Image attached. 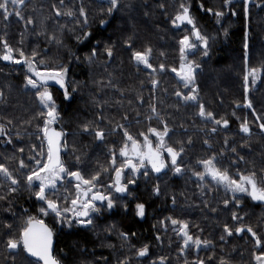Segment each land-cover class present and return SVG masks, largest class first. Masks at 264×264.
<instances>
[{"label":"trees","instance_id":"trees-1","mask_svg":"<svg viewBox=\"0 0 264 264\" xmlns=\"http://www.w3.org/2000/svg\"><path fill=\"white\" fill-rule=\"evenodd\" d=\"M109 1L25 0L8 5L7 19L0 10V57L5 42L13 49L11 64L0 59V165L17 180L12 184L0 173V264H23L25 258L7 242L20 239L29 218L45 220L36 195L40 182L29 183L27 177L47 161L43 129L49 108L39 99L44 87L27 83L28 61L35 69L66 74L63 90H49L59 110L56 127L64 136L62 165L68 175L78 172L85 180L110 183L123 167L119 153L125 133L142 142L153 129L160 134L167 129L166 148L181 155L182 179L164 176L156 190L139 196L149 216L187 225L203 248L179 254L175 236L172 253V241L154 244L152 226L133 220L138 237L127 243L128 264H258L256 256L264 255V204L244 192L225 194L209 182L204 189L188 175L200 173L199 163L217 156L220 172L236 180L254 174L264 187V0H117L115 7ZM184 7L205 48L190 27L174 29ZM185 38L193 45L187 53L181 51ZM148 50L150 67L134 58ZM184 63L191 65L192 87L178 77ZM194 88L195 99H186ZM217 120L233 127L221 130ZM245 122L248 133L241 130ZM66 186L60 203H70L76 193L71 183ZM47 198L56 201L51 192ZM160 220L157 229L163 233ZM241 227L245 231L237 233ZM247 228L256 233L259 246ZM102 242L95 245L88 229L60 234L55 258L61 264H100L92 262L91 251ZM143 248L148 253L138 258Z\"/></svg>","mask_w":264,"mask_h":264},{"label":"flooded vegetation","instance_id":"flooded-vegetation-1","mask_svg":"<svg viewBox=\"0 0 264 264\" xmlns=\"http://www.w3.org/2000/svg\"><path fill=\"white\" fill-rule=\"evenodd\" d=\"M189 66L191 67V65ZM192 75H193V71H192ZM192 85L193 82L191 84L187 83L188 87H192ZM194 93H195L194 91L191 92L188 97H193ZM58 111H59L58 109L55 110L56 119L53 123L50 124L49 128L56 127V121L59 118L57 115ZM145 137H147L150 140L154 149L162 152V161L166 164V171L162 174H159L158 176L155 175L154 170L151 169L146 162L143 161V166L140 165L141 156L144 151ZM137 144L140 146V149L138 151L141 155H137L132 150V141L128 140L127 138L125 144L127 145V156L122 157L121 151L119 153L121 160H123V167L121 166L117 168L110 183L105 184L102 180L96 179L92 181V184L85 185L81 181L77 180L74 176L68 175L66 172H64V173H60L61 178L55 181V188H51V187L46 188L45 190L46 198H47V193L51 192V197L56 200V201L53 200L51 201H53L57 205L58 210L60 211V216L58 217L55 212L49 211L46 201L41 200V202L45 207V211H44L45 220H37V219L34 220L42 221L51 228L53 232V239L55 240V249L53 253L54 257H55V250L57 248L58 235L60 234L72 235L80 230L88 229L90 238L92 239L93 243L95 245H98L99 240L101 239L103 240L102 244L104 245L101 248L97 247L91 251L93 263L128 264L127 255L129 253L127 252V248H126L127 243L130 241H134V239L138 237L137 236L138 234L133 229V220H137L140 223L144 222L146 226H152L151 230H153L154 232L152 242L154 244H157L159 242H161L162 244L165 241H172L171 243H169L172 253H174L173 240L175 239V236H177L176 239L177 242L180 243V249L178 251L179 254H183L184 256H186L187 254H189L190 250L199 252V250L203 248L202 243H200V245H196L193 242H189L188 245L185 246L184 241L186 238L182 234V231H186L188 235L191 236L188 230L182 229V225L178 223L173 224L172 223L173 219H171L169 216L165 218H158L153 213L150 214L149 216L147 206L139 196V193L142 191H147V190L150 191L154 189L156 190L158 184H160L165 179L164 176H168L170 181L182 179L185 175L184 173L186 172L184 170H181L179 167L181 155L177 154L176 163L173 164L172 156L168 153L167 148L165 146L164 135H163V143L161 144L160 137H158L153 132L149 136H144L142 138V142H137ZM125 145L123 146L122 149L125 148ZM128 159H131L132 163L136 165L135 171L133 170L132 167H130L126 163V160ZM209 160L212 161L213 166L215 167V169L218 170L216 163L219 161V157L213 156ZM204 161L205 160L199 163L201 172L195 173L192 176L188 175L189 178L195 180L204 189L206 188L207 182H209L217 187H220L225 192V194L240 193L239 191H234L235 185H230L228 181H220L219 179H213L211 174H209L206 171ZM127 166L129 168L126 170ZM177 168L180 169L179 172L176 171ZM118 170L120 171L119 186L125 188V191L122 192L116 191V188L118 186L116 183ZM218 171L220 172V170ZM41 173L46 175V173L44 172ZM201 176H203V179H201ZM228 178L229 180L236 181L235 179H232L229 176ZM240 180L241 177L239 178V181L236 182L239 183ZM70 183L73 185L76 191L73 198L70 199V203L69 202L67 203L66 199H64L63 203L58 202L59 199H61V192H63L64 189L67 187L66 185ZM77 184L80 185L79 189L77 188ZM246 186L248 187V185H245V187ZM88 188H91V191L87 192V196L85 197L84 192ZM94 194L109 198L112 201V207L111 208L108 207V199H105L103 201L91 200ZM69 197L70 195L67 196V199H69ZM249 197L252 200V202L255 203L251 195H249ZM73 200H77V203L75 205L72 203ZM85 201H91V203L95 206L96 210L93 211L92 208H89L87 209L88 211L87 216H77L76 215L77 212L84 210L82 205ZM138 204L144 205L143 217L137 215L136 206ZM172 210L173 208H171V211ZM45 212H47V214H45ZM131 215H133L134 217L133 219H131L130 217ZM158 219H161L160 220L161 224L165 226V228H163V233H161L160 230L157 229ZM89 220L91 221V223H87V221ZM26 227H28V225ZM101 228L104 229L103 230L104 232L98 233L97 230ZM193 241H195L194 238ZM22 249L18 247L16 250H11V251L17 252L18 255H22V257L25 258L22 261L23 264H30L29 263L30 259L33 258H31L24 250L22 251ZM139 251L137 252L136 255L138 258H141L143 256H140L138 254ZM24 260L27 261V263ZM56 260L59 262V264H61V261H59L58 258H56ZM5 264H9V263L5 261ZM10 264H15V263L14 261H12Z\"/></svg>","mask_w":264,"mask_h":264},{"label":"snow or ice","instance_id":"snow-or-ice-1","mask_svg":"<svg viewBox=\"0 0 264 264\" xmlns=\"http://www.w3.org/2000/svg\"><path fill=\"white\" fill-rule=\"evenodd\" d=\"M25 0H0V10H2L4 14V18L7 19V16L9 15L8 13V5H23ZM112 7H115L117 4V0H110ZM111 11V9H110ZM19 13H17L18 15ZM61 13L58 11L57 15H60ZM81 14H83V10H81ZM222 13H216V15H221ZM68 15H71V13H68ZM176 20L184 22L186 21L188 24H193V20L191 17L188 15V8L184 7L183 8V14L177 15ZM30 22V21H29ZM194 35L196 36L197 39L203 40L204 38L200 35L199 31H195ZM206 43V41H205ZM182 44V49L181 51L183 52L184 47H192L193 45L189 44L188 39L185 38V40L181 41ZM4 49H5V54L0 57V59L4 60H13V49L8 46V44L5 42L4 43ZM150 50L146 51L145 53H134V58L139 62L145 64V66L150 67L148 64V54ZM23 52H20V56H23ZM109 55H111V51L109 50ZM14 62L20 63L21 61L15 60ZM29 63V71L33 73L34 76H36V80H33L31 78H28L27 83L31 85L33 88H38V87H43L44 84L47 83L49 79H54L56 80L57 83L63 87V76L61 73H49L47 75H43L40 72H38L34 67L31 65V61H28ZM183 69V66H182ZM175 71V69L173 70ZM257 70H252L250 75H255ZM185 81H191L193 79L192 76V70L191 67L189 66V70L181 77ZM248 77H245V81L247 82ZM39 82V83H38ZM187 86V83L185 84ZM179 95V93H177ZM186 99H195V97H185ZM39 99L41 104H43L46 108H49V111L47 112V116L50 117L49 120L45 121L46 127L43 129L45 132V135L48 139V157H47V163L41 165L37 170H35L31 175L27 177V180L29 183L33 181L35 178L36 180L40 181L39 184V191L36 193L37 198L40 200H45L46 203L48 204V208H50L53 212L56 213V215L59 217L60 216V211L58 210L57 205L46 198L45 190L46 188H55V181L60 179V173H64L66 170L63 167L60 159H59V143H58V138L60 136V133L52 132L51 135H49V129L47 128L48 124H51L55 121L56 119V113H55V104L52 100L51 94L48 92L47 88H43V91L39 92ZM247 107H251V104L249 103ZM200 115L205 116V111L203 107L201 106L200 110ZM211 113H207L208 117H211ZM216 123H221V121L217 120ZM225 126H227V121H224ZM262 130H264V124L261 125ZM241 130L245 133L249 132V128L247 125V122L243 123L241 125ZM154 134H156L158 137H160L161 144L163 143V135L167 134V129H165L164 134L156 133V131L153 129L152 130ZM4 133V128L0 126V135ZM98 138L103 137L102 132H97L96 133ZM126 136H128V140L132 141V148L133 151L137 155H141L138 151L139 145L131 136H129L127 133H125ZM145 146L148 148V153H144L141 156L140 160V165L143 166V156H147L150 161L152 162V166L155 171L159 172L161 170V167H163V164L160 163L159 165L157 164V161L159 159L158 155L156 153L152 152L151 149V142L148 141L147 137H145ZM127 145H125V149L121 150V155L122 156H127ZM168 153L172 156V163H176V156L177 153L173 151L172 148H167ZM39 163V161L37 162ZM126 163L133 168V170H136V165L132 163L131 159L126 160ZM206 171L211 174L213 179H219L220 181H228L230 185H235L234 191H239V192H248L249 195H251L253 200H259V201H264V187H258L257 182L255 180V176L249 175V176H242L241 180L239 183H237L234 180H229L228 176L226 173H221L212 164L211 160L204 161ZM21 167H24L23 162H21ZM177 172L180 171L179 168L176 169ZM41 172L46 173V175L41 176ZM0 173H3L5 177H7L9 180H11L12 184H16L17 180L13 179L11 174L9 173L8 169L4 167L3 165H0ZM71 176H74L77 180L81 181L85 185H90L92 184L91 180H85L83 179L78 172H73L70 173ZM96 177H93V180H95ZM201 179H203V176H201ZM119 181H120V171H117V188L116 191L122 192L125 191L124 187L119 186ZM245 185L250 186L245 187ZM94 186V185H93ZM80 185L77 184V188L79 189ZM91 191V188H88L85 192L84 195L85 197L87 196V192ZM108 199V207H112V201L101 195H96L94 194L91 198V200H105ZM72 203L75 205L77 203V200H73ZM83 211L77 212V216H87L88 211L87 209L92 208L93 211H95V206L91 203V201H85L82 205ZM137 215L143 217L144 215V205L143 204H138L137 206ZM42 212H44V209H41ZM67 211V210H66ZM47 214V212H45ZM237 217L234 215L233 219H236ZM87 223H91V221H87ZM173 224L178 223L176 220H172ZM28 227H26L19 240L16 239H10L7 242V247L10 250H16L20 245L22 244L23 250L28 253L30 256L35 257L37 260L43 261V264H59V262L56 260V258L52 255V230L49 229L47 226L43 224L42 221H35L34 218H29L28 220ZM187 225H182V229H186ZM249 233L252 234L254 238H256V233L253 232L251 228L246 229ZM225 231L228 233V235H231L232 232L226 227ZM237 233L245 231L243 227L238 228ZM182 234L185 236V246L188 245L189 242H193L196 245H200L201 241L199 239H196L193 241V238L188 235L186 231H182ZM223 238V237H222ZM205 244L208 242L205 241ZM256 244L259 246L261 244L260 239L256 238ZM140 256H144L147 254V248L141 249L138 253ZM256 260L258 264H264V255H257Z\"/></svg>","mask_w":264,"mask_h":264},{"label":"water","instance_id":"water-1","mask_svg":"<svg viewBox=\"0 0 264 264\" xmlns=\"http://www.w3.org/2000/svg\"><path fill=\"white\" fill-rule=\"evenodd\" d=\"M107 1H109V0H107ZM183 14V13H182ZM181 15V14H180ZM188 15L191 17V19H192V16H191V14H190V10H188ZM193 20V19H192ZM184 26H188V27H190L192 30H193V35H194V32L195 31H198L196 28H195V23H194V21H193V24H188L186 21H184V22H181V21H178V20H176V23H175V26H174V29L175 30H180V29H182ZM188 39V42H189V44H190V39L189 38H187ZM194 40L195 41H201L200 39H197L196 38V36L194 35ZM201 46H202V48H205V43L204 42H202L201 41ZM187 52H189V47H184V53H187ZM2 61L5 63V64H11L12 63V60H4V59H2ZM183 69H182V67H181V72L180 73H178V77H179V79L182 81V82H184V83H189V84H191L192 82H193V79L191 80V81H185L184 79H182L181 77L189 70V65L188 64H186V63H184L183 65ZM43 75H47V74H43ZM193 76V75H192ZM66 82H65V80L63 79V87H61V85L59 84V83H57L56 82V80H54V79H49L48 81H47V83L46 84H44L43 86H47V87H51V88H55V89H57V90H63L64 88H65V84ZM194 92H196V88H194ZM50 118V117H49ZM49 129V135H51V133L52 132H56V133H60V136H59V138H58V143H59V159H60V161H61V163H62V155H63V140H64V136H63V133L60 131V130H58L56 127H51V128H48ZM45 139H46V144H47V148H48V139H47V137H46V135H45ZM148 139V138H147ZM148 141H150L149 139H148ZM125 149V148H124ZM139 149H140V147H139ZM138 149V150H139ZM151 149H152V152L153 153H156L157 155H158V157H159V159H158V161H157V164L159 165L160 163H162L163 164V167H161V170L159 171V172H157V171H155L154 170V168H153V166H152V162L150 161V159L147 157V156H143V161L144 162H146L147 164H148V166L151 168V169H153L154 170V172H155V175L156 176H158L159 174H162V173H164L165 171H166V164L162 161V152L161 151H157L156 149H154L153 148V146H152V143H151ZM132 150H133V148H132ZM126 151H127V149H126ZM144 153H148V148L144 145V151H143V153L142 154H144ZM122 157H124V156H122ZM129 167L127 166L126 167V170L128 169ZM255 201V203H258V204H264V201H259V200H254ZM47 207H48V204H47ZM49 209V211H52L50 208H48ZM35 221H37V220H34V222ZM45 226H47L49 229H51L47 224H45V223H43ZM29 226V225H28ZM53 233V232H52ZM54 249H55V240L53 239V235H52V249H51V251H52V255H53V253H54ZM28 254V253H27ZM29 255V254H28ZM30 256V255H29ZM31 258H33L34 260H36V261H38V262H40L41 264H43V261H40V260H37L35 257H32V256H30Z\"/></svg>","mask_w":264,"mask_h":264},{"label":"rangeland","instance_id":"rangeland-1","mask_svg":"<svg viewBox=\"0 0 264 264\" xmlns=\"http://www.w3.org/2000/svg\"><path fill=\"white\" fill-rule=\"evenodd\" d=\"M227 1H236V0H227ZM38 72H40L41 74H49V73H51V72H46V71H41V70H39V69H36ZM52 74H54V73H52ZM62 74V76H63V78L65 79V77H66V74H64V73H61ZM36 76H34L33 75V73L31 72V79H33V80H35L34 78H35ZM39 83V82H38ZM66 84V83H65ZM31 86V85H30ZM44 88H47V90H48V92L51 94V96H52V100H53V102H54V104H55V109H56V107H57V102L54 100V97H53V94H52V92L49 90L50 88L49 87H45V86H43ZM42 87V88H43ZM31 88H33V87H31ZM33 89H40V87H38V88H33ZM43 91V90H42ZM50 126V124L49 125H47V127H49ZM216 126L219 128V129H221V130H227V129H231L232 127H233V122H231V121H227V126H225V124H224V121L223 122H221V123H217L216 124ZM41 175L42 176H44L45 174H43V173H41ZM61 176V175H60ZM33 180H35V181H38V180H36L35 178L33 179ZM236 180V179H235ZM236 181H239V180H236ZM40 182V181H39ZM258 186V185H257ZM247 187V186H246ZM249 187V190H250V186H248ZM259 187V186H258ZM244 193H248V192H244Z\"/></svg>","mask_w":264,"mask_h":264},{"label":"bare ground","instance_id":"bare-ground-1","mask_svg":"<svg viewBox=\"0 0 264 264\" xmlns=\"http://www.w3.org/2000/svg\"><path fill=\"white\" fill-rule=\"evenodd\" d=\"M105 2V1H104ZM110 2V1H109Z\"/></svg>","mask_w":264,"mask_h":264}]
</instances>
